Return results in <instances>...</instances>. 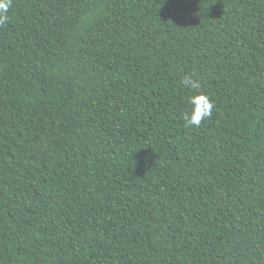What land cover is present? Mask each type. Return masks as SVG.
<instances>
[{"label":"trees","instance_id":"trees-1","mask_svg":"<svg viewBox=\"0 0 264 264\" xmlns=\"http://www.w3.org/2000/svg\"><path fill=\"white\" fill-rule=\"evenodd\" d=\"M0 264H264V0H13Z\"/></svg>","mask_w":264,"mask_h":264},{"label":"clouds","instance_id":"clouds-1","mask_svg":"<svg viewBox=\"0 0 264 264\" xmlns=\"http://www.w3.org/2000/svg\"><path fill=\"white\" fill-rule=\"evenodd\" d=\"M12 4L13 0H0V24L7 22ZM181 84L195 92L188 97V104L191 105L190 111L182 116L184 127H200L203 122L211 118L215 103L206 93L200 91L202 85L199 80L185 76Z\"/></svg>","mask_w":264,"mask_h":264}]
</instances>
